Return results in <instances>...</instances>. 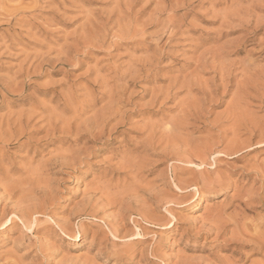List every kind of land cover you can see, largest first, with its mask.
Listing matches in <instances>:
<instances>
[{
    "label": "rangeland",
    "instance_id": "1",
    "mask_svg": "<svg viewBox=\"0 0 264 264\" xmlns=\"http://www.w3.org/2000/svg\"><path fill=\"white\" fill-rule=\"evenodd\" d=\"M218 216L264 232V0H0V264H263Z\"/></svg>",
    "mask_w": 264,
    "mask_h": 264
},
{
    "label": "bare ground",
    "instance_id": "2",
    "mask_svg": "<svg viewBox=\"0 0 264 264\" xmlns=\"http://www.w3.org/2000/svg\"><path fill=\"white\" fill-rule=\"evenodd\" d=\"M103 132V131H102ZM101 132V133H102ZM261 134V133H260ZM253 138H254V135L252 136V135H250V137L249 138H247V140L245 141V143L247 144V145H250L251 144V142H252V140H253ZM75 140V139H74ZM240 144V143H239ZM235 144H233V146L232 145H228V146H226V147H224L223 149H222V151H219L217 154H226V155H231V154H235L236 152H238L239 150H240V146L239 145H236L237 147H235L234 146ZM238 148H239V150H238ZM59 149V148H58ZM241 149H243V148H241ZM66 150V149H65ZM192 150V149H191ZM206 150H207V148H206ZM177 151V150H176ZM67 152H68V150H66V151H63L62 153L64 154H67ZM70 152V151H69ZM181 152V151H180ZM183 152V151H182ZM175 154H176V156H175V161H177V162H179V163H181V164H183L184 166H186V167H199V169H200V167L203 165V166H206V164H207V160H208V157L209 156H213L214 155V153H212V151L211 152H205L204 150L203 151H195L194 152V150L193 151H191L190 153H189V151H188V153H185V152H183V153H180V154H182V155H180L179 154V151H177V152H174ZM174 153H172V154H174ZM172 154H171V156H172ZM178 154V155H177ZM60 156V155H59ZM56 157V156H55ZM166 157H167V155H166ZM233 157V156H232ZM217 159V158H216ZM213 160H215V159H213ZM55 161V160H54ZM56 163H59V162H56ZM205 168V167H204ZM202 169L201 171H198V172H195V171H192L191 169H188L187 171L188 172H190V173H196V174H198V182H199V184L198 185H200V187H199V190L200 189H205V190H208V196H211V197H214L215 195H216V193H214L216 190H221V189H226L227 188V186L229 185V183H228V180H226V179H224V178H220L219 176H217L216 175V177H214V179H212V180H207L206 179V176L205 175H207L206 174V170L205 169ZM182 170H183V168H181ZM174 170V169H173ZM175 171V170H174ZM184 171V170H183ZM263 172V171H262ZM208 173V172H207ZM172 183H173V185L176 187V188H181V189H186V188H189V187H193L194 188V190H195V192H197V194H199L200 192H199V190H198V185H196V183L194 184L193 183V185L191 184V183H189L190 182V180H186V179H184V180H181V179H177L176 177H175V174L173 173V175H172ZM192 181V180H191ZM261 189V188H260ZM196 194V193H195ZM249 195V194H248ZM237 196V195H236ZM250 196V195H249ZM151 198H152V196H151ZM162 198V197H161ZM261 198V197H260ZM155 199H156V197H155ZM163 199V198H162ZM162 199H158V201L159 202H162V203H164V200H162ZM243 199V198H242ZM89 200V199H88ZM117 200V199H116ZM252 200V199H251ZM157 201V200H156ZM242 202H243V200H241ZM240 202V201H239ZM89 203V202H88ZM241 203V202H240ZM244 203V202H243ZM251 203V202H250ZM243 205H247L246 203L245 204H243ZM197 206V205H196ZM195 206V207H196ZM240 206V205H239ZM17 207V206H16ZM24 208V207H23ZM17 209V208H16ZM142 209H144V210H142ZM142 209H140L141 211H138L137 213H135L136 215H138L142 220H147V218H149L150 216H152V214H151V212L146 208H142ZM219 209V208H218ZM29 210H31V209H29ZM29 210H19L18 212H16V213H14L12 216H14V218L15 219H17V220H19L20 221V223L23 225V228L25 229V230H31V228L33 227L32 225H33V223H34V214L36 213V210H35V207H34V210L33 211H29ZM82 213H84V210H82ZM88 215H92V212H91V214H88ZM218 215V214H217ZM224 215V214H223ZM221 216V215H220ZM154 217V216H153ZM153 217H152V219H153ZM155 218V217H154ZM218 218H219V216H218ZM218 218H216L217 219V222H218ZM228 218V217H227ZM237 218H232L231 219V224H233V226H234V229H232V231L231 230H228V228L227 227H224V225H222L224 222L222 221V220H220V218H219V220H220V222H222V223H220V224H217V225H215L214 224V226H212V227H210V229L207 231V232H215V234L217 235V234H219L220 232L221 233H223V234H230L231 235V237L234 239H236L235 241H237V240H242L243 242L245 241V242H250V243H252L251 245H252V247H251V252H253V254H264V234L262 235V233H264V232H262V229L263 228H256L255 226H253V228L254 229H250L249 227H245V224L244 223H239L237 220H236ZM7 220V219H6ZM10 220V222H12L13 220H11V219H9ZM7 222H8V220H7ZM217 222H215V223H217ZM230 222V221H229ZM214 223V222H213ZM54 224H55V226L57 227V229L62 233V234H67L66 236H68V229L69 228H63L61 225H60V223H58V222H54ZM170 224V223H169ZM259 224V223H258ZM227 225V224H226ZM260 225V224H259ZM252 226V225H251ZM263 226V225H262ZM214 228V229H213ZM72 229V228H71ZM253 232H252V231ZM205 231V230H204ZM252 233H251V232ZM69 232H71V231H69ZM118 232V231H117ZM204 233V232H203ZM111 234L114 236V234L111 232ZM208 234V233H207ZM129 237H132L133 235H128ZM67 238H69V237H67ZM116 253V252H115ZM260 264H261V262H260ZM263 264H264V262H263Z\"/></svg>",
    "mask_w": 264,
    "mask_h": 264
}]
</instances>
